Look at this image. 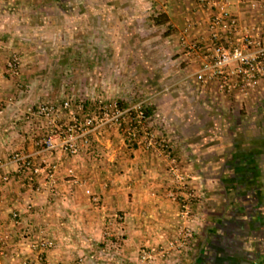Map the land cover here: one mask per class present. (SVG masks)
<instances>
[{"label":"crops","instance_id":"crops-1","mask_svg":"<svg viewBox=\"0 0 264 264\" xmlns=\"http://www.w3.org/2000/svg\"><path fill=\"white\" fill-rule=\"evenodd\" d=\"M64 4L0 0V37L18 36L29 23L45 38L44 45L34 42L35 51L65 55L70 36H93L105 52L104 67L119 68L154 105L159 116L149 128L171 149L126 143L110 127L91 132V147L78 155L42 150L36 142L47 135L46 122L26 118L31 96L11 88L0 40V176L9 178L0 187V264H144L141 249L166 243L178 223L180 205L168 194L174 166L196 196L188 221L193 234L184 249L158 264H264V104L248 107L242 122L223 119L207 102L232 97L178 82L181 72L171 75L155 59L170 47L179 52L177 38L187 21L190 36H205L207 11L190 0H79L73 13ZM229 8L242 22L253 20L243 2L230 0ZM156 16L164 21L155 24ZM153 29L172 44L157 51L141 40ZM263 90L264 80L246 99H264ZM75 100L89 107L87 99ZM14 152L54 165V182L42 173L29 183L17 173ZM219 180L224 188L217 191L212 182ZM41 240L51 246L30 247Z\"/></svg>","mask_w":264,"mask_h":264},{"label":"built area","instance_id":"built-area-1","mask_svg":"<svg viewBox=\"0 0 264 264\" xmlns=\"http://www.w3.org/2000/svg\"><path fill=\"white\" fill-rule=\"evenodd\" d=\"M190 1L207 11V33L205 36H190L192 23L187 21L179 36L177 59L164 64L176 66V72H181H177L178 82L193 84L197 88L213 87L216 93L235 99H246L256 94L264 80V0H238L246 4L252 15L253 20L249 22H242L230 10V0ZM254 18L258 20L254 21ZM7 66L14 67L16 64L8 62ZM119 102L116 99L99 100L90 110L73 98L60 99L30 106L25 116L45 120L47 135L36 143L49 153L60 151L67 155H78L83 149L91 147V132L110 127L116 128L126 143L170 151L169 140L149 128L146 99L135 103ZM154 116L158 117L159 114ZM12 159L17 162V173L29 183L42 173L46 182H54V165H40L21 152H14ZM171 177L173 184L168 194L180 205L178 223L166 243L141 249L140 260L144 264H158L172 252L184 249L192 238L193 227L188 221L195 216V193L176 166L171 170ZM8 179L0 176V187ZM84 191L91 194L89 188ZM181 191L185 192V196ZM17 216L16 212L13 213V218ZM50 246V242L43 240L30 244L32 249ZM37 258L40 260L41 256Z\"/></svg>","mask_w":264,"mask_h":264},{"label":"rangeland","instance_id":"rangeland-1","mask_svg":"<svg viewBox=\"0 0 264 264\" xmlns=\"http://www.w3.org/2000/svg\"><path fill=\"white\" fill-rule=\"evenodd\" d=\"M63 1L65 2V10L69 13L77 10L79 0ZM17 30L20 35L4 36L0 37V40L5 44L4 51L6 52L3 54L5 74L13 79L11 88L14 87L16 93L21 94L23 97L31 96L27 107L47 101H58L64 99V97H66L65 99H81V101L87 99L86 101L89 103L87 106L90 110L98 104L99 100L116 99L122 103H135L146 99L141 92H138V88L124 77L125 75L119 68L108 65L104 67L105 64L100 61L104 62L105 57L102 56L101 58V55H104L105 52H101L94 46L93 36H86L85 39L70 36V48L69 51L65 52V55L60 52L50 53L49 55L44 50H34V42L40 39L42 45H44L45 38L44 35L35 36L31 32L29 23L25 25V28L22 27V29ZM140 37L141 40H147L146 43L157 51L164 49L166 45L170 46L172 44V42H167L164 39L165 36L157 29L151 30L148 36L145 34V36ZM177 40L179 42V37ZM162 44L163 47L160 48L158 45ZM170 49L166 52H164L166 49L161 50V52L155 54V59L159 68L175 75V73L177 74L176 66L164 64V62L172 63L177 59L178 54ZM8 62H15L16 66L9 67L7 66ZM95 62H100V64L98 63L94 67ZM29 76L32 80H28ZM125 97H127V100L121 99ZM263 100V98L260 100L253 99L252 101L232 98L225 99L220 103L215 100L207 103L212 109H216L214 113L223 115V119L227 118L226 115H228V119L239 123L247 117L248 107L252 108L255 104H258L259 107L264 104ZM146 101L149 105V100L146 99ZM10 107L12 108V106ZM218 116L216 115V117ZM151 118L149 119L151 120ZM164 121H161L162 125L165 123ZM212 183H214V190L218 191L224 188L221 180ZM262 193L264 194V192Z\"/></svg>","mask_w":264,"mask_h":264},{"label":"trees","instance_id":"trees-1","mask_svg":"<svg viewBox=\"0 0 264 264\" xmlns=\"http://www.w3.org/2000/svg\"><path fill=\"white\" fill-rule=\"evenodd\" d=\"M160 17L159 16H156V17H154L153 18V22L155 23V24H158V23H161L162 21H164V19H159ZM120 104H123L122 102H120ZM145 110H146V115H147V117H149V118H151L154 114H155V107H154V105H152V104H149V105H146V108H145Z\"/></svg>","mask_w":264,"mask_h":264}]
</instances>
